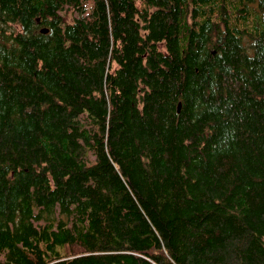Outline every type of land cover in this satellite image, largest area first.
I'll return each instance as SVG.
<instances>
[{
	"label": "trees",
	"instance_id": "1",
	"mask_svg": "<svg viewBox=\"0 0 264 264\" xmlns=\"http://www.w3.org/2000/svg\"><path fill=\"white\" fill-rule=\"evenodd\" d=\"M0 264H264V0H0Z\"/></svg>",
	"mask_w": 264,
	"mask_h": 264
},
{
	"label": "water",
	"instance_id": "2",
	"mask_svg": "<svg viewBox=\"0 0 264 264\" xmlns=\"http://www.w3.org/2000/svg\"><path fill=\"white\" fill-rule=\"evenodd\" d=\"M41 31L42 32H47L48 31V28L43 27V28H41ZM180 107H181V104H179L178 110H180Z\"/></svg>",
	"mask_w": 264,
	"mask_h": 264
},
{
	"label": "rangeland",
	"instance_id": "3",
	"mask_svg": "<svg viewBox=\"0 0 264 264\" xmlns=\"http://www.w3.org/2000/svg\"><path fill=\"white\" fill-rule=\"evenodd\" d=\"M62 13H64V11H62Z\"/></svg>",
	"mask_w": 264,
	"mask_h": 264
}]
</instances>
